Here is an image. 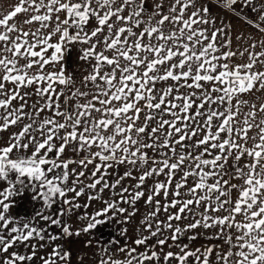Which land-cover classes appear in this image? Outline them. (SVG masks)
<instances>
[{
  "label": "snow or ice",
  "instance_id": "obj_1",
  "mask_svg": "<svg viewBox=\"0 0 264 264\" xmlns=\"http://www.w3.org/2000/svg\"><path fill=\"white\" fill-rule=\"evenodd\" d=\"M214 7L254 31L233 48ZM0 133V264H71L56 241L141 200L143 250L99 264H264V0H18L0 12ZM25 192L41 207L13 217ZM82 196L105 206L74 232Z\"/></svg>",
  "mask_w": 264,
  "mask_h": 264
},
{
  "label": "crops",
  "instance_id": "obj_2",
  "mask_svg": "<svg viewBox=\"0 0 264 264\" xmlns=\"http://www.w3.org/2000/svg\"><path fill=\"white\" fill-rule=\"evenodd\" d=\"M18 3V0H0V12H6L10 10L11 6ZM209 3H212V0H209ZM146 6L151 9L152 5L150 2L146 3ZM213 11L218 13V17L221 19V22L224 24L231 25V37L233 39V48L238 47V43L236 41V37L243 34L245 36L249 35V33L253 32L254 30L251 28L250 25L247 23H242L240 33L235 35L234 30V18L233 15L228 14L226 11H222L219 8L214 7ZM248 12V11H247ZM221 14V16L219 15ZM249 17L254 18V15H250ZM23 17L21 16L20 19ZM217 23L220 21L217 20ZM237 30V29H236ZM78 53L76 52L75 48L71 52H69L66 57L64 63L66 64V71L67 73L73 74L75 77H79L80 72L82 71L81 62L77 60ZM239 62V61H238ZM16 129H12L15 131ZM0 136H3L5 139L7 138V134L0 133ZM231 163V161H230ZM235 182V181H234ZM131 183H135L132 181ZM150 183V182H149ZM31 193L25 192L22 196H18L14 198L12 201L13 207L10 209V214L13 217H18L21 219H27L34 216L35 211L41 207L40 203L37 201H33L31 198ZM105 198H107V193L104 194ZM79 202L84 205L90 203L91 206L87 208H82L80 210H76L72 215L65 217L64 219L67 220V223L71 225L72 230L75 232L77 230H81L86 222L81 221L78 217L82 214H94V212L98 209H102L105 205L99 201H91L87 200V196H82L79 199ZM121 207L128 208V205H121ZM136 207L139 211L136 215L131 216L128 218V222L123 223L122 220L127 217V213L120 215L117 214L116 217L112 220H108V222L99 225L97 228L85 233L81 231L79 236L72 235L70 237L62 236V238L56 241L57 244L63 245L64 249L68 250L71 255L75 253L81 254H98V258L101 259L103 253H107L110 250H119L121 247H137L138 251L143 250V246H136L132 243L137 237L140 235L139 228L141 226V220L143 219V214L146 213L147 209L144 206V201L141 200L137 203ZM53 212L56 211L55 206L52 209ZM132 209L129 208V212ZM109 216H112L113 213H109ZM100 219H106V217H100ZM187 221H185L186 223ZM45 223V222H41ZM126 229V233L122 230ZM54 233H60L61 229L53 227L51 229ZM146 234V233H145ZM186 242L191 243H217L216 241H208L206 239H197L196 241H188ZM35 243V241H33ZM152 243V241H149ZM116 248V249H115ZM44 251H51V249L42 250L40 255H43ZM38 260V259H37Z\"/></svg>",
  "mask_w": 264,
  "mask_h": 264
},
{
  "label": "rangeland",
  "instance_id": "obj_3",
  "mask_svg": "<svg viewBox=\"0 0 264 264\" xmlns=\"http://www.w3.org/2000/svg\"><path fill=\"white\" fill-rule=\"evenodd\" d=\"M244 11L247 12L248 9H244ZM228 14L231 15L230 12H228ZM219 15L221 16V14H219ZM250 15H254V14L251 13ZM233 18H234V30H235V35H236L237 33L241 32V29L240 30H238V29L241 27L242 23H245V22L243 19H241L235 15H233ZM250 18H252V17H250ZM217 20L221 22V19L218 17V13H217ZM186 243H188V242H186ZM189 244L192 247H198L200 245L210 244V242H207V243H191V242H189ZM117 249L107 251V253H103L102 257L104 259H107L108 255H111L115 259L123 260L125 257V253H122V252H120V250H117ZM165 250H167V248H165ZM99 261H100V259L98 258V254H95V253L94 254L75 253L74 255L73 254L71 255V264H99ZM36 264H40V261L37 260Z\"/></svg>",
  "mask_w": 264,
  "mask_h": 264
}]
</instances>
